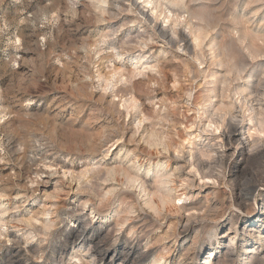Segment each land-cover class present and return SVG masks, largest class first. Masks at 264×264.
Masks as SVG:
<instances>
[{
  "label": "rangeland",
  "instance_id": "374dc122",
  "mask_svg": "<svg viewBox=\"0 0 264 264\" xmlns=\"http://www.w3.org/2000/svg\"><path fill=\"white\" fill-rule=\"evenodd\" d=\"M107 1L0 0V85L66 96L63 120L40 101L32 116L68 120L80 146L56 155L0 139V264H91L99 248L131 257L96 264H264V201L236 199L264 178V96L250 94L264 93V1ZM229 123L252 136L238 172L224 163ZM57 165L100 197L51 194L43 173Z\"/></svg>",
  "mask_w": 264,
  "mask_h": 264
},
{
  "label": "clouds",
  "instance_id": "9594fccd",
  "mask_svg": "<svg viewBox=\"0 0 264 264\" xmlns=\"http://www.w3.org/2000/svg\"><path fill=\"white\" fill-rule=\"evenodd\" d=\"M44 92L45 85L39 81L28 84L6 83L0 85V111L7 113L5 120H8L7 123H5V120H0V139L19 137L22 144H32L35 149H52L56 152V155H60V152L63 151H80V146L72 143L68 135V130L71 127L68 120H64L62 124H56L47 121L41 123L33 118L32 112L35 110L33 106L37 105V101L47 105L46 111L58 113L62 120L66 115L64 109L69 106L68 98L63 95L44 96ZM42 96H44L43 99H41ZM4 105H7V107H3ZM8 117L13 119L9 120ZM37 132H39V135H37ZM254 135L264 139V127ZM220 136L222 143L229 146L227 155L231 156L230 160L225 158L224 163L230 164L232 169L238 172L245 163L254 159L247 151L248 140L252 139V136L248 135L245 127L236 128L229 125ZM211 139L212 143L216 144L219 149L218 156H224L221 142L217 138ZM260 156L264 157V153H261ZM57 168L58 171L50 170L43 173L48 177V179L42 181L45 185L53 181V177L56 178L53 181L54 189L51 194L58 195L61 199H67L68 195L73 192L87 193L90 199L100 197L99 189L93 192L91 187L82 186L78 173H66L64 169L59 168V165H57ZM73 185H76V187L74 188ZM223 187V184H221L220 188L223 189ZM32 188L33 185L30 183L25 185L26 191L32 190ZM32 194L36 195L35 191ZM253 194L257 195L259 200L264 201V178H260L259 184H254L249 189L250 198ZM44 195L47 196L49 193H44ZM73 203H75L74 200ZM261 230H264V228Z\"/></svg>",
  "mask_w": 264,
  "mask_h": 264
},
{
  "label": "bare ground",
  "instance_id": "6f19581e",
  "mask_svg": "<svg viewBox=\"0 0 264 264\" xmlns=\"http://www.w3.org/2000/svg\"><path fill=\"white\" fill-rule=\"evenodd\" d=\"M96 1V3L98 4V7H99V5L100 4H105V3H107L108 1L107 0H95ZM146 1V0H145ZM160 1L161 0H159L158 2H157V6L155 7V8H159L160 7ZM162 1H165V0H162ZM170 2L171 4H173V5H180V6H183V0H166V2ZM259 1H264V0H255V1H250L251 3H255V2H259ZM236 2V1H235ZM94 3V2H93ZM152 3V2H151ZM95 4V3H94ZM236 4V3H235ZM210 5V4H209ZM254 5V4H253ZM255 6H259V5H255ZM254 6V7H255ZM96 8H97V5L95 6ZM173 7V6H172ZM101 8V7H100ZM154 8V9H155ZM167 9V8H166ZM254 9V8H253ZM252 9V10H253ZM100 10H102V9H100ZM103 11V10H102ZM254 11V10H253ZM258 11V10H257ZM160 12V11H159ZM166 13V12H165ZM251 13V12H250ZM253 13V12H252ZM254 13H256V9H255V12ZM174 14V13H173ZM248 15V14H247ZM167 16V15H166ZM241 16V15H240ZM158 17V16H157ZM165 17V16H164ZM242 17H244V16H242ZM195 18H197V17H195ZM180 19V18H179ZM198 20H201V19H199V18H197ZM174 22H176V21H174ZM179 22V21H178ZM178 24V23H177ZM161 29V28H160ZM161 31V30H160ZM198 32H199V30H198ZM208 32H209V30H208ZM182 33V32H181ZM253 33V32H252ZM206 34V33H205ZM257 34V33H256ZM162 35V34H161ZM163 35H165V34H163ZM194 35V34H193ZM180 36V35H179ZM161 37V36H160ZM250 37V36H249ZM197 38H199V36H197ZM238 39V38H237ZM184 40V39H183ZM181 41H182V38H181ZM240 41V40H239ZM174 42V41H173ZM210 43H212V42H210ZM263 44V43H262ZM212 45V44H211ZM217 45V44H216ZM213 47H215V46H213ZM185 49V48H184ZM209 49V48H208ZM215 49V48H214ZM212 52V51H211ZM213 53V52H212ZM225 54V53H224ZM143 56V55H142ZM145 56V55H144ZM225 59V58H224ZM222 62V61H221ZM228 62V61H227ZM229 63H231L230 61H229ZM232 64V63H231ZM246 65V64H245ZM238 66V65H237ZM231 67H233V66H231ZM241 68V67H240ZM243 68V67H242ZM238 69V68H237ZM243 70V69H242ZM234 73V72H233ZM227 75V74H226ZM235 75V74H234ZM239 76H240V74H239ZM250 76V75H249ZM235 77V76H234ZM241 77V76H240ZM224 78V77H223ZM236 78V77H235ZM226 82V81H225ZM229 83V82H228ZM226 85V84H225ZM259 85V84H258ZM225 88V87H224ZM226 88H227V86H226ZM253 88V87H252ZM251 88V89H252ZM248 89V88H247ZM261 89V88H260ZM227 90V89H226ZM259 90V89H258ZM264 90V89H263ZM222 91V90H221ZM222 93V92H221ZM243 93V92H242ZM250 94H255V95H257V96H261V97H263L264 96V93L263 92H258L257 90H255V91H251L250 92ZM249 95V94H248ZM247 96V95H246ZM223 97V96H222ZM243 97V96H242ZM245 98V97H244ZM264 98V97H263ZM239 99V98H238ZM246 99V98H245ZM257 101H261L260 99H257ZM262 102V101H261ZM260 104V103H259ZM230 105V104H229ZM232 105V104H231ZM249 105V104H248ZM263 106H264V104H263ZM230 107V106H229ZM259 107V106H258ZM220 110H222L221 109V107L219 108ZM218 109V110H219ZM235 109V108H234ZM262 109V108H261ZM220 110H219V112H220ZM225 110V109H224ZM229 110H230V108H229ZM228 110H226V112H227ZM260 111V110H259ZM264 111V110H263ZM223 112V111H222ZM229 112V111H228ZM230 113V112H229ZM263 113V112H262ZM225 115H227V113L225 114ZM225 115L223 116V117H225ZM229 115V114H228ZM227 115V116H228ZM222 117V118H223ZM230 118H231V116H230ZM224 119L225 118H223V121H224ZM229 119V118H228ZM222 121V120H221ZM222 121V122H223ZM231 122V121H230ZM221 123V122H220ZM224 123H227L226 121L224 122ZM233 123V122H232ZM230 124V123H229ZM228 124V125H229ZM235 124V123H234ZM234 124H230L231 125V127H236L237 128V126H235ZM216 125V124H215ZM221 126L223 125L222 123L220 124ZM227 125V124H226ZM227 125V126H228ZM214 126V125H213ZM216 128V127H215ZM156 135L154 134V137L153 138H156V137H158V136H156ZM157 140H158V138H157ZM156 140V141H157ZM154 141V140H153ZM222 145V144H221ZM228 146V145H227ZM223 147V146H222ZM225 148V147H224ZM213 151V150H212ZM213 153H214V151H213ZM217 153V152H216ZM201 155V154H200ZM218 155V154H217ZM211 158V157H210ZM209 158V159H210ZM223 158V157H222ZM217 160V159H216ZM220 161V160H219ZM198 162V161H197ZM211 162H213V161H211ZM217 164H218V162H217ZM195 165V164H194ZM212 165V164H211ZM196 166H198V164L196 165ZM216 166V165H215ZM221 166H223V165H221ZM201 167H202V165H201ZM198 169H199V167H197ZM204 168V167H203ZM220 168V167H219ZM222 168V167H221ZM202 169V168H201ZM207 169V168H206ZM198 171V170H197ZM213 173V172H212ZM220 173V172H219ZM222 173V172H221ZM206 174V173H205ZM209 174V173H208ZM257 174V173H256ZM137 175V174H136ZM133 176H135V175H133ZM224 176V175H223ZM251 176V175H250ZM209 178H210V176H208ZM212 177V176H211ZM220 177V176H219ZM263 178V177H262ZM140 179V178H139ZM213 179V178H212ZM217 179H218V177H217ZM246 179H248V178H246ZM140 180H142V179H140ZM251 180V179H250ZM259 180H260V178H259ZM128 181H131L132 183H135L136 181H137V179H135V177H129L128 176ZM170 182V181H169ZM254 182H255V180H254ZM146 184V183H145ZM137 185V184H136ZM135 185V186H136ZM141 185V184H140ZM191 185V184H190ZM189 185V186H190ZM206 185V184H205ZM142 186V185H141ZM253 185H251V183L250 182H248L247 181V183L245 184H243L242 185V188H240L239 190H238V193H237V197H236V199L237 200H240V202L241 201H243V200H245V199H248V197H250L249 196V189L252 187ZM160 188V187H159ZM145 190H146V188L143 186V191H144V193H145ZM155 194H156V192H155ZM158 195H160V194H158ZM152 196H153V194H152ZM157 196V195H156ZM235 198V197H234ZM256 198V197H255ZM162 199V198H161ZM232 202H234V201H232ZM152 203H154V202H152ZM232 204V203H231ZM201 208V207H200ZM210 209V208H209ZM206 211H208V209L206 210ZM205 212V211H204ZM259 213V212H258ZM204 215H205V213H204ZM203 217V216H202ZM2 218H3V216H2ZM254 218H257L258 220L259 219H261L262 218V215H260V216H255ZM201 219V218H200ZM1 220V219H0ZM257 220V221H258ZM3 221V220H2ZM50 221V220H49ZM48 221V223H50ZM125 221V220H124ZM262 221V220H261ZM52 222V221H51ZM188 222H189V220H188ZM53 223V222H52ZM191 222H189L188 224H190ZM119 224V223H118ZM186 224H187V222H186ZM47 225V224H46ZM53 225V224H52ZM48 226H50V225H48ZM185 227H186V225H185ZM45 228V227H44ZM82 228V227H81ZM78 231V230H77ZM84 231V230H83ZM80 232V231H79ZM213 233V232H212ZM78 234V233H77ZM100 234V233H99ZM84 236V233H82L81 234V237H83ZM258 236V235H257ZM32 237V236H31ZM30 237V238H31ZM89 237V236H88ZM260 237H261V235H259V239H260ZM74 238H76V237H74ZM95 239V238H94ZM77 240V239H76ZM233 240H234V238H232V237H230L229 238V242H230V246L231 247H233L234 246V242H233ZM263 240V239H262ZM83 245V244H82ZM104 245V244H103ZM106 245V244H105ZM230 246L229 245H227L226 247H225V249H227L228 250V253H227V255H226V257H228V258H230L231 257V255H233V252L232 251H230L229 249H231L230 248ZM99 247H100V245H99ZM106 247H108V246H106ZM96 248V247H95ZM105 248V247H104ZM234 248V247H233ZM94 249V248H93ZM93 249H92V251H93ZM78 251L79 252H82L83 250H81V248H79L78 249ZM150 251V250H149ZM211 253H213V251H210ZM130 252H122L121 250H119V248L116 250V249H113V250H106V249H101V248H99V249H96V251H95V254H94V256H95V259H93L94 261H92V263L91 264H96V263H99V262H104V261H112V260H114V257H120V258H122V259H126V258H130L131 256H130ZM139 254V253H138ZM148 254V253H147ZM247 254V253H246ZM149 256V255H148ZM262 257V256H261ZM133 259V258H132ZM159 259H161L160 257H159ZM146 256H144V255H138V256H136L135 257V259H134V262H133V264H145L146 263ZM263 260V259H262ZM127 261V260H126ZM155 261V260H154ZM264 261V260H263ZM157 262L158 261H155L154 262V264H157ZM260 263H262V261L260 262ZM263 264V263H262Z\"/></svg>",
  "mask_w": 264,
  "mask_h": 264
}]
</instances>
